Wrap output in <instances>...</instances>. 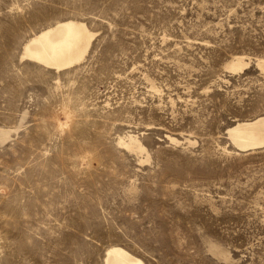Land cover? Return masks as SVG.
I'll list each match as a JSON object with an SVG mask.
<instances>
[{"label":"rangeland","instance_id":"1","mask_svg":"<svg viewBox=\"0 0 264 264\" xmlns=\"http://www.w3.org/2000/svg\"><path fill=\"white\" fill-rule=\"evenodd\" d=\"M61 16L95 32L86 56L22 59ZM259 57L264 0H0V264L113 243L147 264H264V146L226 133L264 113Z\"/></svg>","mask_w":264,"mask_h":264},{"label":"bare ground","instance_id":"2","mask_svg":"<svg viewBox=\"0 0 264 264\" xmlns=\"http://www.w3.org/2000/svg\"><path fill=\"white\" fill-rule=\"evenodd\" d=\"M95 32L86 20L61 16L34 31L21 47V58L33 61L41 68L66 71L83 59L91 44ZM248 62L243 56H236L230 63L232 69L244 68ZM257 65L264 69V57L257 58ZM61 124V123H60ZM228 138L240 150H251L264 146V113L232 122L226 130ZM8 131L0 126V138ZM168 139L176 137L167 134ZM120 142L129 150L148 153L143 141L134 134L128 133ZM94 252H86L77 247L76 260L82 264H147L137 253L120 244L93 246ZM77 264V263H76Z\"/></svg>","mask_w":264,"mask_h":264}]
</instances>
